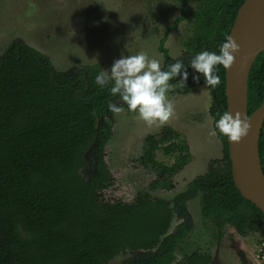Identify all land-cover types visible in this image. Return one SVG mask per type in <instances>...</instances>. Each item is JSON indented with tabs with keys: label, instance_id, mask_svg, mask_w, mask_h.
<instances>
[{
	"label": "trees",
	"instance_id": "trees-1",
	"mask_svg": "<svg viewBox=\"0 0 264 264\" xmlns=\"http://www.w3.org/2000/svg\"><path fill=\"white\" fill-rule=\"evenodd\" d=\"M245 0H198L196 9L178 0L181 12L160 39L162 68L174 62L166 46L169 35L186 20L193 22V35L185 42L182 59L187 65L202 50L219 52L230 35ZM220 83L210 109L214 119L227 111L226 68L217 66ZM100 64L78 71H54L49 56L15 40L0 55V264H110L131 251L159 252L138 256L127 264H172L176 248L186 233L182 223L169 233L175 209L187 215L185 203L202 193L205 220L220 229L232 226L241 236L259 232L264 213L243 197L233 181L229 141L222 142L221 158L211 159L207 171L193 179L175 204L140 191L135 200L106 199L104 192L116 184L105 147L113 135L112 125L98 121L111 114L108 102L127 105L109 88H101L95 76ZM184 93L204 84L192 79ZM173 78L172 80L178 78ZM213 95L212 86H208ZM264 101V50L253 63L249 76L248 112ZM162 150L172 164L157 159ZM264 171V124L259 140ZM88 154V157L86 155ZM144 159L156 171L150 190H173L174 177L192 160L185 135L172 126L145 138ZM90 170L88 176L83 170ZM176 264H217L212 252L194 250Z\"/></svg>",
	"mask_w": 264,
	"mask_h": 264
},
{
	"label": "rangeland",
	"instance_id": "rangeland-1",
	"mask_svg": "<svg viewBox=\"0 0 264 264\" xmlns=\"http://www.w3.org/2000/svg\"><path fill=\"white\" fill-rule=\"evenodd\" d=\"M188 8L196 9L198 0H187ZM181 12L178 0H0V55L15 40L47 55L56 71H77L88 65L100 64L110 68L114 59L146 52L149 57H164L158 50L165 29ZM193 35V22L183 21L172 31L166 46L174 56L185 53V42ZM180 77L170 80L167 97L175 107V115L162 126H148L136 113L122 108L100 117L112 125L113 135L105 147L106 161L116 177L114 187L106 190V199L124 202L135 200L140 191H149L154 198H166L175 204L187 191L188 184L207 171L211 159L221 158L223 145L214 129L210 113L213 95L210 88L200 84L184 93ZM172 126L187 138L193 160L174 177L173 190H150L156 177L155 169L144 159L145 138ZM88 157V154L86 155ZM157 159L172 164L174 158L162 150ZM88 176L89 169L83 170ZM202 193L189 196L185 203L188 214L175 209L169 233H176L182 223L186 233L176 248V259L182 260L194 250L212 252L217 264H259L256 255L264 243V226L259 232L241 236L232 226L223 230L204 219ZM159 252L128 250L110 264H127L136 257Z\"/></svg>",
	"mask_w": 264,
	"mask_h": 264
},
{
	"label": "clouds",
	"instance_id": "clouds-1",
	"mask_svg": "<svg viewBox=\"0 0 264 264\" xmlns=\"http://www.w3.org/2000/svg\"><path fill=\"white\" fill-rule=\"evenodd\" d=\"M240 45L232 37L225 35L224 42L219 45V52L202 50L190 57L185 65L180 59V53L172 56V63L167 70L161 67V59L149 57L144 51L125 55L121 53L114 59L110 68L101 69L95 76V81L101 88L107 86L112 96L119 95L130 112H134L139 120L146 125L162 126L175 115L173 102L168 99L167 92L171 89L170 80L179 76L186 83L190 75L188 68L193 70L192 79L199 82L204 77V84L215 87L220 83L215 74L217 66L223 65L228 69L235 60V53ZM112 112L122 111V105L108 102ZM251 125L241 113L233 115L224 112L214 121V129L210 135H216V130L226 136L229 141L239 142L249 132Z\"/></svg>",
	"mask_w": 264,
	"mask_h": 264
},
{
	"label": "water",
	"instance_id": "water-1",
	"mask_svg": "<svg viewBox=\"0 0 264 264\" xmlns=\"http://www.w3.org/2000/svg\"><path fill=\"white\" fill-rule=\"evenodd\" d=\"M263 9L264 0H245L237 13L230 35L240 45V49L235 53L234 63L226 69V95L227 111L233 115L240 112L241 119L245 117L251 125L248 134L239 142L228 139L233 181L243 197L264 213V171L259 150L264 124V101L251 115L248 112L249 76L257 55L264 48H258L251 54L247 50V33ZM215 96L216 86L213 88Z\"/></svg>",
	"mask_w": 264,
	"mask_h": 264
},
{
	"label": "bare ground",
	"instance_id": "bare-ground-1",
	"mask_svg": "<svg viewBox=\"0 0 264 264\" xmlns=\"http://www.w3.org/2000/svg\"><path fill=\"white\" fill-rule=\"evenodd\" d=\"M258 48H264V9L256 18L247 33V50L251 54Z\"/></svg>",
	"mask_w": 264,
	"mask_h": 264
},
{
	"label": "built area",
	"instance_id": "built-area-1",
	"mask_svg": "<svg viewBox=\"0 0 264 264\" xmlns=\"http://www.w3.org/2000/svg\"><path fill=\"white\" fill-rule=\"evenodd\" d=\"M256 258H257L259 264H264V243L258 249V253L256 255Z\"/></svg>",
	"mask_w": 264,
	"mask_h": 264
},
{
	"label": "flooded vegetation",
	"instance_id": "flooded-vegetation-1",
	"mask_svg": "<svg viewBox=\"0 0 264 264\" xmlns=\"http://www.w3.org/2000/svg\"><path fill=\"white\" fill-rule=\"evenodd\" d=\"M80 70V69H79ZM78 71V70H77ZM75 72V71H74Z\"/></svg>",
	"mask_w": 264,
	"mask_h": 264
}]
</instances>
